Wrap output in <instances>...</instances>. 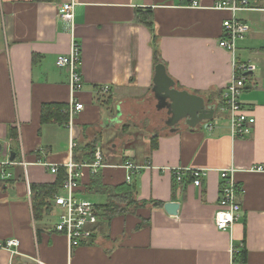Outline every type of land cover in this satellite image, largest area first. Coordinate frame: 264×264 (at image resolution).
<instances>
[{
    "label": "crops",
    "instance_id": "0c3cea01",
    "mask_svg": "<svg viewBox=\"0 0 264 264\" xmlns=\"http://www.w3.org/2000/svg\"><path fill=\"white\" fill-rule=\"evenodd\" d=\"M192 1L200 9L187 7ZM217 1L0 0V264H232V251L242 246L245 264H264V173L248 171L264 165V0H246L257 10L234 13L249 27L237 44L236 60L255 67L240 96L255 119L244 138L230 135L221 109L233 68L232 54L218 46L231 14L210 9ZM68 4H74L72 21L62 18ZM137 10L139 20L149 17L151 29L136 21ZM152 37L175 88L214 106L211 120L195 128L166 125L167 110L157 108L152 92L157 63ZM72 40L80 48L83 80L76 95L83 110L73 117L76 163L82 164L75 197L103 212L125 184L133 187L135 200L147 204L110 219L102 213L94 239L70 249L55 231L59 209L53 199L65 195L63 181L49 213L35 215L33 193L56 184L58 172L50 167L64 173L70 160L68 123H41V109L69 105L67 72L56 59L69 53ZM104 86L110 87L108 95L100 93ZM152 105L160 114L156 126L148 123ZM140 108L142 118L134 113ZM126 122L132 125L123 132ZM159 123L166 128H157ZM88 145L101 150L105 166L97 172L83 157ZM126 164L138 168L130 182ZM230 166L242 189L241 214L227 231H218L220 173ZM179 168L206 175L199 187L186 180L189 172L179 184L173 176ZM152 201L179 203L178 215L169 216ZM10 240L18 246L1 247Z\"/></svg>",
    "mask_w": 264,
    "mask_h": 264
},
{
    "label": "built area",
    "instance_id": "2783aa9c",
    "mask_svg": "<svg viewBox=\"0 0 264 264\" xmlns=\"http://www.w3.org/2000/svg\"><path fill=\"white\" fill-rule=\"evenodd\" d=\"M187 7L200 9L197 1H192ZM73 8L74 4L65 5L63 7L64 13L62 14V18L67 21H72ZM210 9L228 11L231 14V18L223 22L222 37L218 43L220 48L232 54L233 68L231 80L222 93L221 109L227 116L230 135L234 138H244L251 134L255 119L250 114V110L240 102V96L247 81V76L245 75L253 73L255 67L246 62L238 63L236 60L235 53L237 44L246 37L249 32V27L237 21L234 18V13L240 10L257 9L251 8L246 0H220L214 3ZM80 64V48L76 41L72 40L69 53L67 55H60L56 59L57 67L65 69L68 76L70 99L67 111V128L71 133V138L69 141L70 160L63 166L66 169V178L62 183V189L65 191V195H57L53 199V206L59 209L55 231L67 239L70 249L91 242V240L94 239L97 232V225L102 214V211L97 205L75 197V192L80 183V168L82 167V164L76 163L71 159L73 150L76 146L72 139L73 117L83 110V105L76 99V95L80 93L83 88ZM99 90L101 94L108 95L110 87H100ZM104 166L105 165L102 163L101 150L97 148L94 154V162H92L89 167L93 172H97ZM124 167L129 173V175L126 176V181L130 182L132 175L138 168L130 164H126ZM248 171L264 173V165L250 167ZM50 172L56 174L58 172V166L50 167ZM186 172H189L190 176L193 177V185L196 187L200 185V178L206 175V172L202 170L174 169L173 176L175 182L179 184L183 182ZM235 172L236 169L230 166L223 169L220 173L219 198L217 211L214 216V225L218 231H227L232 224L237 222L240 218L241 204L239 203V196L242 195V189L239 188L235 182ZM17 246V240H10L5 242L4 245H1V247L5 249H11ZM237 252H239V249L235 248L232 251V255ZM10 253L16 254L15 251ZM232 264L235 263L232 262Z\"/></svg>",
    "mask_w": 264,
    "mask_h": 264
},
{
    "label": "trees",
    "instance_id": "16d2710c",
    "mask_svg": "<svg viewBox=\"0 0 264 264\" xmlns=\"http://www.w3.org/2000/svg\"><path fill=\"white\" fill-rule=\"evenodd\" d=\"M41 1V0H40ZM138 14L136 15L137 19L136 21L139 23L141 22V24L145 25L147 28L151 29V22L149 21V17H145L143 20H139L140 18V14L139 10L136 11ZM135 17V18H136ZM152 46L154 49V54L156 57V64L158 63H163L160 62L159 59H157V47H156V39L155 37H152ZM164 64V63H163ZM68 105H43L42 109H41V114H42V121L41 123H45L48 122L49 120H54L56 121V123H59L60 125H65V123H68L67 119H68ZM155 141H153L152 146L155 147ZM77 150V149H76ZM95 152V148L93 147V145H88L87 147H85L83 149V157L86 161L90 162V164L92 162H94L93 159V155ZM73 160L75 162H77V158L75 156V150L73 153ZM64 173L61 172V170L58 171V178L56 181V184H53L51 186H39L37 187V193H33V202L34 204V208L35 209H39V210H34V213L36 215L37 211H43V212H50V201L52 199V197L54 196V194H56L58 187L60 186V184L62 183V181L64 182L65 178H66V172L65 169ZM191 179H193L192 176H188L186 178L187 181H190ZM115 191L117 192L116 196L118 197V199L115 201V199H112L110 201L109 204H107L104 208L101 207L103 209V214L105 215L106 219H110V216H112L113 214H124L127 211V208H133L134 210L138 207H142V206H146L147 202L146 201H137L134 198V189L133 187L130 185H122L120 187H117L115 189ZM112 194V192H111ZM151 206L154 207H159L162 208L163 203L162 202H156V201H152V203H149ZM134 213V212H133ZM144 226L143 221H141V223L138 225V228H141ZM244 238H245V232H244ZM243 243L245 244V242L243 241ZM247 257H248V253L245 247H241V249L239 250V252L234 253L233 254V263L235 264H245L247 263Z\"/></svg>",
    "mask_w": 264,
    "mask_h": 264
},
{
    "label": "water",
    "instance_id": "95a60500",
    "mask_svg": "<svg viewBox=\"0 0 264 264\" xmlns=\"http://www.w3.org/2000/svg\"><path fill=\"white\" fill-rule=\"evenodd\" d=\"M246 74L245 76H248ZM248 87H245V89ZM154 98L158 101L157 108H165L169 119L166 123L169 127H174L181 121H186V125L195 128L202 122L211 120L214 113V106L206 105L205 100L187 91L175 88V83L167 75L164 64L158 63L154 68L153 88ZM117 113L118 110H117ZM2 145L0 143V152ZM11 162L14 160V153L10 154ZM179 203L167 202L163 205L164 211L171 217L178 215Z\"/></svg>",
    "mask_w": 264,
    "mask_h": 264
},
{
    "label": "rangeland",
    "instance_id": "374dc122",
    "mask_svg": "<svg viewBox=\"0 0 264 264\" xmlns=\"http://www.w3.org/2000/svg\"><path fill=\"white\" fill-rule=\"evenodd\" d=\"M156 105V104H155ZM158 105V104H157ZM143 111L142 112V114H141V112L140 111ZM144 109H141L140 108V110L139 109H135L134 110V113H135V115L136 116H138L139 118H142L143 117V115H145V113H144ZM146 112L147 113H151V116H149L148 118H149V120H148V123H151V124H154L155 126H156V123H158V122H156L154 119H156V115H157V117L159 118V115L160 114H156L157 112L155 111V109H154V106L152 105V109L151 110H146ZM137 122H139L140 120H136ZM164 122V121H163ZM130 125H132V122L130 123V122H126V123H123V124H121V130L123 131V132H126L127 130H128V128H129V126ZM181 125V124H180ZM147 127H151L150 125L149 126H147ZM166 128V126H165V124L164 123H159V125L157 126V128ZM117 142V141H116ZM56 214L58 215L59 214V212L58 211H56ZM54 216H56L55 214H54ZM52 217V218H55V217Z\"/></svg>",
    "mask_w": 264,
    "mask_h": 264
},
{
    "label": "flooded vegetation",
    "instance_id": "af4514ba",
    "mask_svg": "<svg viewBox=\"0 0 264 264\" xmlns=\"http://www.w3.org/2000/svg\"><path fill=\"white\" fill-rule=\"evenodd\" d=\"M181 123H184V124H185V123H186V121H185V120H184V121H181V122H180V124H181Z\"/></svg>",
    "mask_w": 264,
    "mask_h": 264
}]
</instances>
